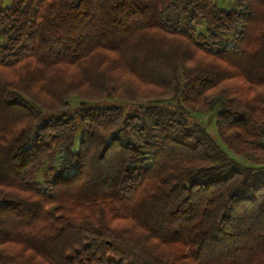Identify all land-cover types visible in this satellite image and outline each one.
I'll use <instances>...</instances> for the list:
<instances>
[{
    "label": "trees",
    "instance_id": "trees-1",
    "mask_svg": "<svg viewBox=\"0 0 264 264\" xmlns=\"http://www.w3.org/2000/svg\"><path fill=\"white\" fill-rule=\"evenodd\" d=\"M232 1L0 3V264H264V171L190 115L264 149V0Z\"/></svg>",
    "mask_w": 264,
    "mask_h": 264
},
{
    "label": "rangeland",
    "instance_id": "rangeland-1",
    "mask_svg": "<svg viewBox=\"0 0 264 264\" xmlns=\"http://www.w3.org/2000/svg\"><path fill=\"white\" fill-rule=\"evenodd\" d=\"M0 3L4 7H9L12 5L13 0H0ZM180 5V3L178 2ZM217 6L222 9H229L232 7H236V3L232 0H217ZM187 22L183 21L181 24V28H186L187 27ZM206 26L203 22H198L196 24V36H208L207 31H206ZM234 35L233 34H224L223 35V41L222 43H229L233 40ZM168 100V104H171L175 106V102ZM81 100L78 99L77 97H72L69 100L70 107L72 108V111H75L76 108L81 104ZM155 104H160L161 101H152ZM123 104L126 105V114L132 113L135 111V107L132 104H128L126 102H122ZM217 112L218 109H215L213 111H207V112H193L190 111L191 118L194 122L200 123L206 130L207 132L213 137V139L219 144V146L227 153L228 156L232 157L233 159L237 160L240 162L243 166L246 167H253L256 170H263L264 171V149L260 145H257L256 143L254 144H246L240 146V151L242 152L241 154H238L234 149H231L226 145V143L222 140L218 128H217ZM262 145L264 146V137L262 139ZM49 169L48 165L42 167L38 175L36 177L37 181L41 185H45V179L44 175Z\"/></svg>",
    "mask_w": 264,
    "mask_h": 264
}]
</instances>
